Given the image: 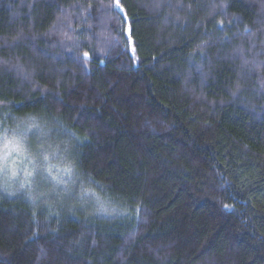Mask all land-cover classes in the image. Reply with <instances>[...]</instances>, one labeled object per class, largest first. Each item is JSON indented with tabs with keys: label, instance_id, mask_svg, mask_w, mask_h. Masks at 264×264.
Instances as JSON below:
<instances>
[{
	"label": "trees",
	"instance_id": "1",
	"mask_svg": "<svg viewBox=\"0 0 264 264\" xmlns=\"http://www.w3.org/2000/svg\"><path fill=\"white\" fill-rule=\"evenodd\" d=\"M30 122L72 183L0 178V264H264V0H0Z\"/></svg>",
	"mask_w": 264,
	"mask_h": 264
},
{
	"label": "rangeland",
	"instance_id": "2",
	"mask_svg": "<svg viewBox=\"0 0 264 264\" xmlns=\"http://www.w3.org/2000/svg\"><path fill=\"white\" fill-rule=\"evenodd\" d=\"M41 129L42 126L37 122L24 123L12 131L14 134L9 133L5 136L7 134L5 133L0 136V178L2 177L5 182H11L9 183L11 186L13 184L18 186L15 191L3 185L4 189L14 193H23L26 192L27 185L36 184L37 187V183H39L54 191H61L68 189L71 185L73 168L67 167L65 164H57L52 160L55 156L48 154V151L41 147L40 143L37 146L32 144L34 136L37 140L38 136L45 134ZM40 141L44 143L42 139ZM28 194L31 196L30 192ZM92 195L96 194L91 192L90 194L85 193L84 196L92 197ZM32 198L34 197L32 196ZM100 200L102 199L100 198Z\"/></svg>",
	"mask_w": 264,
	"mask_h": 264
},
{
	"label": "snow or ice",
	"instance_id": "3",
	"mask_svg": "<svg viewBox=\"0 0 264 264\" xmlns=\"http://www.w3.org/2000/svg\"><path fill=\"white\" fill-rule=\"evenodd\" d=\"M116 2L118 3V0H116ZM88 54L87 53H85V56H87Z\"/></svg>",
	"mask_w": 264,
	"mask_h": 264
}]
</instances>
